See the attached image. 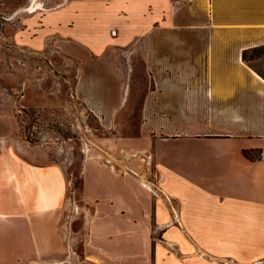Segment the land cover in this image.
<instances>
[{"label": "crops", "instance_id": "1", "mask_svg": "<svg viewBox=\"0 0 264 264\" xmlns=\"http://www.w3.org/2000/svg\"><path fill=\"white\" fill-rule=\"evenodd\" d=\"M176 2L192 5L197 16L206 9L213 26L237 27L238 43L264 42V19L256 24H215L212 16L216 7L221 12L250 6L264 11V0ZM171 8V0H66L31 17L35 25L28 44L36 51L54 46L79 57L82 89L84 70L97 77L118 74L119 66L111 69L103 59L124 56L123 49L134 42L154 43L155 56L165 57L163 29L156 34L149 31L165 22ZM220 40L231 42V37ZM242 50L230 57L241 63ZM137 52L128 51V57ZM237 62V70H243ZM131 66L124 61L121 67ZM189 71L171 67V73ZM113 85L112 90H120ZM164 85L160 97L146 98L141 104L135 119L142 122L139 131L124 136L152 159L151 183L159 192L145 187L132 173L121 175L112 167L87 163L83 196L90 215L79 233L78 253L65 243L59 225L55 208L61 197L51 194L54 186L62 196L63 184L54 178L49 183L37 180L35 189H28L18 179L10 182L2 164L0 264H264V127L249 126L239 109L217 107L210 96L202 101L184 97L183 88L174 101L168 97V84ZM209 90L211 97L217 94L223 100L233 95L226 85L209 84ZM100 106L103 103L96 108ZM114 106L118 110L120 102ZM185 106L211 122H223L216 126L185 122ZM131 113L129 109L127 114ZM243 151H260L261 157L249 158Z\"/></svg>", "mask_w": 264, "mask_h": 264}, {"label": "rangeland", "instance_id": "2", "mask_svg": "<svg viewBox=\"0 0 264 264\" xmlns=\"http://www.w3.org/2000/svg\"><path fill=\"white\" fill-rule=\"evenodd\" d=\"M2 1L0 165H5L10 182L18 179L28 189H35L33 183L37 180L49 183V179L54 178L57 184H63L62 196L54 186L55 192L51 191V194L55 193L58 200L61 197L55 208L60 213L59 225L66 234L65 243L78 253L79 233L90 215L89 204L83 196L87 163L112 167L121 175L132 173L141 183H147L145 187L159 192L151 183L152 177L155 178L152 159L145 158L142 146L135 147L134 140L124 136L139 131L142 122L136 120L141 104L146 98L160 97V92H165V83L169 88L168 97L174 101L181 97L183 88L184 97L202 101L210 96L217 107L230 112L239 109L249 126L264 127V82L253 73L264 79V42L238 43L234 40L239 32L237 27L213 26L204 8L197 16L192 13V5L171 0L172 8L165 22L149 31L156 34L163 29L167 38L163 48L165 57L155 56L158 50L154 43L134 42L123 49L126 51L124 56L109 55L103 59L111 69L119 66V70L115 69L118 74L97 77L84 70L81 89L79 57L54 46L36 51L28 44L35 25L31 17H38L66 0H38L37 7L33 6L34 0ZM216 9H212L215 24H256L264 19V11L256 6L223 12ZM226 37H231V42L220 40ZM242 47L241 63H238V59L230 54ZM134 49L138 52L129 58L128 51ZM124 61L132 63L128 70L121 67ZM234 61L243 70H237ZM173 66L190 71L171 73ZM113 82L120 90L111 89L115 86ZM209 84L230 86L233 90L231 99L223 100L217 94L211 97ZM95 86L110 89L95 91L92 89ZM160 88L161 91L155 90ZM245 96L247 101H244ZM252 98L257 100L250 101ZM99 102L103 106L96 108ZM117 102L121 105L118 110L114 106ZM191 108L184 107L185 122L201 126L205 122L212 126L223 122L222 119L211 122ZM129 109L133 113L127 114ZM101 115L108 119L103 120ZM259 155V151L249 153L253 158Z\"/></svg>", "mask_w": 264, "mask_h": 264}, {"label": "bare ground", "instance_id": "3", "mask_svg": "<svg viewBox=\"0 0 264 264\" xmlns=\"http://www.w3.org/2000/svg\"><path fill=\"white\" fill-rule=\"evenodd\" d=\"M33 6H35V7H37V6H39V3H38V0H34V4H33ZM254 73V75L258 78V79H260L262 82H264V79H262L259 75H257L255 72H253ZM143 184L145 185V186H148V185H146L147 183L146 182H144L143 181ZM75 210V209H74Z\"/></svg>", "mask_w": 264, "mask_h": 264}, {"label": "trees", "instance_id": "4", "mask_svg": "<svg viewBox=\"0 0 264 264\" xmlns=\"http://www.w3.org/2000/svg\"><path fill=\"white\" fill-rule=\"evenodd\" d=\"M244 53H245V51L243 52V57H244ZM259 152H260V151H259ZM243 154H244V156L250 158V156H249V152H248V151H243ZM260 157H261V153H260V155L258 156V158H256V159H260Z\"/></svg>", "mask_w": 264, "mask_h": 264}]
</instances>
